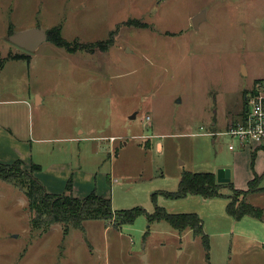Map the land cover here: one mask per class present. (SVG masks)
Here are the masks:
<instances>
[{"label": "rangeland", "instance_id": "1", "mask_svg": "<svg viewBox=\"0 0 264 264\" xmlns=\"http://www.w3.org/2000/svg\"><path fill=\"white\" fill-rule=\"evenodd\" d=\"M31 29L49 34L37 51L10 42ZM58 34L68 47L53 42ZM6 58L0 125L20 132L32 163L72 164L83 173L79 194L91 188L84 198L95 192L117 212L197 215L203 235L145 215L120 227H35L23 164L0 173V264H264V154L253 163L225 134L244 93L264 80V0H0ZM220 170L241 191L260 177L246 201L262 219L229 216L227 188L212 199L165 194L186 172Z\"/></svg>", "mask_w": 264, "mask_h": 264}, {"label": "trees", "instance_id": "2", "mask_svg": "<svg viewBox=\"0 0 264 264\" xmlns=\"http://www.w3.org/2000/svg\"><path fill=\"white\" fill-rule=\"evenodd\" d=\"M50 40L53 39L51 38ZM53 42L59 47H68L59 34L57 39L53 40ZM8 59L9 58L3 59L0 66L2 67ZM255 157L256 154L254 153L253 163ZM20 165H23V162L17 161L13 166L0 164V173L6 174L8 177H13V174L20 173L19 168L15 169V167H19ZM40 170L41 168L38 165L32 163L31 174L25 172L20 173L27 179L26 196L29 202V209L34 214L32 224L35 227H38L37 223L39 222V219L45 221L44 230H47L54 224H63L66 228L71 225L81 229L83 224L87 221H103L108 225H116L117 227H120L125 224L133 223L140 215H145L150 222H167L179 233L191 230L195 235H203L202 222L197 215L168 214L158 207H156V211L152 215L148 214L143 209L117 212L114 211L110 199L98 196L95 192L86 198L74 197L72 194L73 185L71 179L66 186L64 194H50L46 191L44 185L34 177V174ZM259 183L260 177L255 174V178L248 185V190L241 191L236 190L232 183L220 184L217 180V176L214 174L186 172L181 177L178 191L176 193L165 194L167 198L171 199H181L189 195H198L205 199H212L221 197L222 194L220 191L222 188H227L231 191V195L227 197L230 200L227 208L229 216L237 220L247 216L262 219L263 210L247 203L246 201V198L249 195L261 192ZM237 195L243 196V200L237 199Z\"/></svg>", "mask_w": 264, "mask_h": 264}, {"label": "crops", "instance_id": "3", "mask_svg": "<svg viewBox=\"0 0 264 264\" xmlns=\"http://www.w3.org/2000/svg\"><path fill=\"white\" fill-rule=\"evenodd\" d=\"M7 63H9V61L5 63V66ZM5 66L3 65L0 71ZM37 98H38V104L41 105V103L43 102L42 97L39 94H37ZM12 102L15 103L16 101H12ZM22 139L23 138L20 136V132L17 131V129L14 128L13 130L12 128L9 127L4 128L0 125V164L11 165L17 161H21L23 162L24 165L31 166L33 161L31 156V151L30 152L28 151L27 154L20 152V149L28 150L27 145L22 142ZM36 163L37 164L35 165H38L41 168V170L36 173V178L44 185L46 191L50 194H55V195L64 194L69 180L72 179L74 175L76 176L72 164L56 163L50 166L47 169V171H43V166H41L40 164L41 162L37 161ZM82 174L83 173L80 172L76 176V179L74 177V182L72 184L73 194L76 198H84V196L88 195L89 191L91 190L90 188L85 193L79 194L81 190L78 188V185L80 183L79 181L80 178H82ZM77 179L79 180L76 181Z\"/></svg>", "mask_w": 264, "mask_h": 264}, {"label": "built area", "instance_id": "4", "mask_svg": "<svg viewBox=\"0 0 264 264\" xmlns=\"http://www.w3.org/2000/svg\"><path fill=\"white\" fill-rule=\"evenodd\" d=\"M246 95L247 102L242 113L230 122L225 133L238 143V146L231 144L229 149L264 154V80L256 82Z\"/></svg>", "mask_w": 264, "mask_h": 264}, {"label": "water", "instance_id": "5", "mask_svg": "<svg viewBox=\"0 0 264 264\" xmlns=\"http://www.w3.org/2000/svg\"><path fill=\"white\" fill-rule=\"evenodd\" d=\"M206 19V11H202L192 19L193 27L198 30L201 23ZM10 42L25 49L28 52H35L49 39L48 34L41 29H31L9 36ZM245 72V71H244ZM220 184L231 182V173L228 170H220L217 174Z\"/></svg>", "mask_w": 264, "mask_h": 264}, {"label": "flooded vegetation", "instance_id": "6", "mask_svg": "<svg viewBox=\"0 0 264 264\" xmlns=\"http://www.w3.org/2000/svg\"><path fill=\"white\" fill-rule=\"evenodd\" d=\"M48 37H49V35H48ZM246 102H247V95H246V93H244V96L242 97V99L240 101V105H239L240 106V111H239V113L236 116H239L242 113L243 108L245 107Z\"/></svg>", "mask_w": 264, "mask_h": 264}]
</instances>
